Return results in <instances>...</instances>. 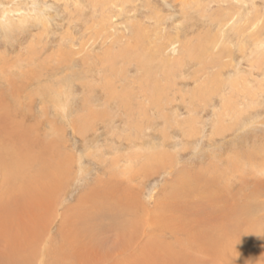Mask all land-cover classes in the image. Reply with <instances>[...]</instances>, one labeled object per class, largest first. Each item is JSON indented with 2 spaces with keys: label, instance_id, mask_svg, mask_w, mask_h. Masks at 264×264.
Wrapping results in <instances>:
<instances>
[{
  "label": "rangeland",
  "instance_id": "1",
  "mask_svg": "<svg viewBox=\"0 0 264 264\" xmlns=\"http://www.w3.org/2000/svg\"><path fill=\"white\" fill-rule=\"evenodd\" d=\"M0 70V150L29 168L20 190L0 162V264H67L83 230L129 234L131 264H264V0H0ZM93 187L131 214L73 231Z\"/></svg>",
  "mask_w": 264,
  "mask_h": 264
},
{
  "label": "bare ground",
  "instance_id": "2",
  "mask_svg": "<svg viewBox=\"0 0 264 264\" xmlns=\"http://www.w3.org/2000/svg\"><path fill=\"white\" fill-rule=\"evenodd\" d=\"M116 1V0H115ZM137 1V0H136ZM43 2V1H42ZM124 3V2H123ZM147 3V2H146ZM2 6V5H1ZM40 9V8H39ZM120 9V8H119ZM140 9V8H139ZM10 11V10H9ZM120 11V10H119ZM185 11V10H184ZM31 12V11H30ZM17 17V16H16ZM146 17H147V15H146ZM186 17V16H185ZM31 20H32V18H31ZM41 21V20H40ZM115 23V22H114ZM224 23V22H223ZM128 24V23H127ZM134 24V23H133ZM130 25V24H129ZM125 26V25H124ZM134 26V25H133ZM223 26V25H222ZM242 26V25H241ZM132 27V26H131ZM135 27H136V25H135ZM246 27V26H245ZM244 27V28H245ZM243 28V27H242ZM243 28V29H244ZM223 29V28H222ZM132 30V29H131ZM135 30V29H134ZM20 31V30H19ZM217 32V31H216ZM241 32V31H240ZM239 32V33H240ZM219 34V33H218ZM146 35V34H145ZM125 36V35H124ZM141 36V35H140ZM134 38V37H133ZM136 39H137V37H136ZM142 39V38H141ZM207 39V38H206ZM138 40V39H137ZM201 40V39H200ZM118 41V40H117ZM121 41V40H120ZM130 41V40H129ZM135 41V40H134ZM208 41V40H207ZM219 42V41H218ZM123 43V42H122ZM126 44V43H125ZM129 44V43H128ZM124 45V44H123ZM143 45V44H142ZM236 45V44H235ZM132 46V45H131ZM187 46H189V45H187ZM186 46V47H187ZM141 48V47H140ZM198 48H201V46L200 47H198ZM123 49V48H122ZM183 51V50H182ZM180 52V51H179ZM198 52V51H197ZM199 53V52H198ZM204 53V52H203ZM123 54V53H122ZM121 54V55H122ZM146 54V53H145ZM197 54V53H196ZM198 56V55H197ZM121 58V57H120ZM155 58V57H154ZM184 58V57H183ZM193 58V57H192ZM203 59V58H202ZM170 60V59H169ZM188 60V59H187ZM142 61V60H141ZM171 61V60H170ZM143 63V62H142ZM134 65V64H133ZM214 68V67H213ZM1 71V70H0ZM147 72V71H146ZM229 72V71H228ZM151 73V72H150ZM242 81H243V79H241ZM237 81V80H236ZM240 81V80H239ZM242 85V84H241ZM243 86H245V85H243ZM242 86V87H243ZM237 87H239V88H241L240 86H237ZM233 88L235 89V86H233ZM238 88V89H239ZM237 89V90H238ZM21 90V89H20ZM108 90V89H107ZM106 90V91H107ZM240 90V89H239ZM202 91V90H201ZM243 91V90H242ZM145 92V91H144ZM234 92H235V90H234ZM241 92V91H240ZM240 92H237V94L239 93L240 94ZM142 93V92H141ZM203 93V92H202ZM236 93V92H235ZM234 93V94H235ZM207 94V93H206ZM108 95V94H107ZM208 95V94H207ZM216 95V94H215ZM146 97V96H145ZM216 98V97H215ZM111 99V98H110ZM204 99V98H203ZM145 100V99H144ZM236 100V99H235ZM234 99H233V101L232 102H234L235 101ZM111 101V100H110ZM152 101V100H151ZM229 101H231V100H229ZM149 102V101H148ZM236 102V101H235ZM240 103H241V101H240ZM150 104V103H149ZM234 104V103H233ZM236 104V103H235ZM243 104H245V103H243ZM144 105V104H143ZM140 106V105H139ZM150 106V105H149ZM249 106V105H248ZM230 107V106H229ZM147 109V108H146ZM223 109L225 110L226 109V107L225 106H223ZM248 109V108H247ZM254 109V108H253ZM231 110V109H230ZM123 111V110H122ZM94 113V112H93ZM228 113V112H227ZM145 114V113H144ZM219 114V113H218ZM127 115V114H126ZM225 115V114H224ZM237 115H239V114H237ZM233 116H236V114H234ZM163 117V116H162ZM227 117V116H226ZM229 117H230V115H229ZM108 118V117H107ZM144 118V117H143ZM158 118V117H157ZM103 119V118H102ZM241 119V118H240ZM152 120L154 121V118H152ZM218 120V119H217ZM225 121V120H224ZM255 121V120H254ZM253 121V122H254ZM162 122V121H161ZM164 122H165V120H164ZM163 122V123H164ZM241 122V121H240ZM258 123V122H257ZM155 124H156V122H155ZM155 124H153V125H155ZM230 124V123H229ZM170 125V124H169ZM218 125H216V126H214V127H216V128H214V131H213V136L214 137H217V136H220V135H222V133H223V129L222 128H220L219 126L217 127ZM225 126H228V125H225ZM256 126V125H255ZM259 126H261V127H263L262 125H259ZM168 126H166V128H167ZM171 127V126H170ZM174 127V126H173ZM230 127V126H229ZM253 127V126H252ZM164 129H166L165 127H163ZM240 128V127H239ZM245 128V127H244ZM168 129H170V128H167V131H168ZM233 129V128H232ZM243 129V128H242ZM263 129V128H262ZM152 130V129H151ZM175 130V129H174ZM190 130V129H189ZM188 130V131H189ZM192 130V129H191ZM244 130V129H243ZM13 131V130H12ZM165 132H166V130H164ZM185 131V130H184ZM187 131V130H186ZM151 132H153V131H151ZM165 132H164V134H165ZM190 132V131H189ZM227 132V131H226ZM163 133V132H162ZM169 133V132H168ZM193 133V132H192ZM196 133V132H195ZM153 134V133H152ZM151 135V134H150ZM169 135V134H168ZM145 136V135H144ZM148 136H149V134H148ZM165 136H167L166 134H165ZM164 136V138L163 139H165V138H167V137H165ZM191 136V135H190ZM146 137V136H145ZM153 137V136H152ZM159 138V137H158ZM157 138V139H158ZM163 139L161 140V141H163ZM165 141V140H164ZM164 141H163V143H164ZM172 141V140H171ZM220 141V140H219ZM147 142V141H146ZM153 142V141H152ZM159 142H160V140H159ZM148 143V142H147ZM146 143V144H147ZM162 142H160V144H161ZM162 143V144H163ZM172 143V142H171ZM152 144V143H151ZM151 144H149L150 145V147H151ZM154 144V143H153ZM160 144H159V146H160ZM165 144H166V142H165ZM143 145V144H142ZM148 145V146H149ZM157 145V144H156ZM168 145V144H167ZM192 145V144H191ZM50 146H52V145H50ZM147 146V145H146ZM146 146L144 145L143 147H145L146 148ZM147 146V147H148ZM163 146H164V144H163ZM162 145H161V147H163ZM142 147V148H143ZM153 147V146H152ZM154 147H156V146H154ZM165 147H166V145H165ZM177 147V146H176ZM141 148V147H140ZM144 148V149H145ZM152 149V148H151ZM151 149H150V151H151ZM155 149V148H154ZM157 149V150H156ZM156 149L155 150H153L152 149V151H157L158 152V148L156 147ZM141 150V149H140ZM163 150V149H162ZM220 150V149H219ZM146 151V150H145ZM160 151V150H159ZM198 151V150H197ZM149 152V151H148ZM156 152V153H157ZM165 152V151H164ZM242 152V151H241ZM162 153H163V151H162ZM170 153V152H169ZM221 153V152H220ZM244 153H246V152H244ZM248 153H249V151H248ZM50 154V153H49ZM142 154V153H141ZM150 154H151V152H150ZM158 154V153H157ZM171 154V153H170ZM214 154V153H213ZM148 155H149V153H148ZM164 155V154H163ZM257 155V154H256ZM13 156H14V158H13ZM172 156V155H171ZM160 157H161V155H160ZM139 158V157H138ZM158 158V157H157ZM248 158V157H247ZM252 158V157H251ZM23 159H24V157L21 155V153H18L17 154V152H13V151H10V150H8V149H4V150H0V162H1V164H2V166H3V168H4V170L6 171V174H7V178H8V180H12V181H19L21 184V188H20V190L21 189H24L25 188V184H24V178H25V175L27 176V171L29 172V168H27V166H26V163H28L27 161H23ZM46 159V158H45ZM125 160V159H124ZM147 160H148V158H147ZM146 160V161H147ZM150 160H151V158H150ZM261 160V159H260ZM126 161V160H125ZM152 161V160H151ZM159 161V160H158ZM157 161V162H158ZM130 162V161H129ZM150 162V161H149ZM153 163H154V160L152 161ZM78 163H79V161H78ZM118 163V162H117ZM156 163V162H155ZM163 163V162H162ZM261 163V162H260ZM148 164V163H147ZM149 164H151V163H149ZM262 164V163H261ZM117 165V164H116ZM122 165V164H121ZM152 165V164H151ZM118 166V165H117ZM251 166V165H250ZM263 166V165H262ZM110 168V167H109ZM125 168V167H124ZM153 168V167H152ZM126 169V168H125ZM162 170V169H161ZM170 170V169H169ZM248 170V169H247ZM43 170H42V166L39 168V171L38 170H36V174H39L40 173V176H43V172H42ZM152 171V170H151ZM263 171V170H262ZM126 173V172H125ZM124 173V174H125ZM182 174L184 173V172H181ZM128 174V173H127ZM126 174V175H127ZM148 175V174H147ZM185 175V174H184ZM187 175V174H186ZM252 175V174H251ZM109 176H111V175H109ZM114 176V175H113ZM174 176V175H173ZM172 176V177H173ZM178 176V175H177ZM195 176H197V175H195ZM242 176V175H241ZM115 177V176H114ZM182 177H184L183 175H182ZM185 177H187V176H185ZM189 177V176H188ZM192 177H194V175L192 176ZM80 178H81V171H80ZM191 178V177H190ZM199 178H201V177H199ZM119 179V178H118ZM192 179V178H191ZM195 179V178H194ZM184 180V179H183ZM186 180V179H185ZM184 180V181H185ZM187 180H188V178H187ZM258 180V179H257ZM110 181V180H109ZM193 181V180H192ZM192 181H190V183H188V184H191V183H193ZM198 181V180H197ZM196 181V182H197ZM112 183L114 182V181H111ZM189 182V181H188ZM195 182V183H196ZM103 183V182H102ZM129 183V182H128ZM194 183V184H195ZM23 184V185H22ZM132 184V183H131ZM134 184V183H133ZM178 184V183H177ZM182 184V183H181ZM185 184L187 185V183L185 182ZM179 185V184H178ZM113 186V185H112ZM114 186H116L115 184H114ZM177 186V185H176ZM182 186V185H181ZM185 186V185H184ZM190 186H192V185H190ZM199 186V185H198ZM197 186V187H198ZM235 186V185H234ZM179 188V187H178ZM187 188V187H186ZM188 188H191V187H189V185H188ZM193 188H194V186H193ZM192 188V189H193ZM180 189H181V187H180ZM183 189V188H182ZM117 190V189H116ZM187 189H185V191H186ZM244 190V189H243ZM247 190V189H246ZM255 190H257V189H255ZM107 192L109 191V192H114L113 191V188L112 189H109V190H106ZM106 191H103V192H101V193H99V191L98 190H95V187H93V188H91L90 189V191H88L89 193H86L85 195H83L81 198H79L78 199V201L77 202H83L82 204H83V206H85V205H89V207L88 208H86V210L87 211H85L84 210V208H83V206H81V205H78L76 208L77 209H73L72 211H70V217H69V222L71 221V222H73V225H72V227H74V230L73 231H75V227L76 226H82L83 224H81L82 222H84L86 219H88V220H94L97 216H100V217H110V216H113L114 217V215H123V216H127V217H129L130 216V214H131V205H133V201L131 202V205H130V201L132 200V198L133 197H131L132 195L131 194H126V195H124L123 196V198H117V196H116V198H115V195H113V194H110L109 192H108V194L106 193ZM118 191V190H117ZM188 192V191H187ZM242 192V191H241ZM122 193V192H121ZM254 193V192H253ZM53 194V193H52ZM89 194V195H88ZM180 194V193H179ZM249 194V193H248ZM118 195V194H117ZM255 195V194H254ZM119 196V195H118ZM170 196V195H169ZM169 196H167V197H169ZM256 197V196H255ZM165 198V197H164ZM198 198V197H197ZM196 198V199H197ZM179 199V198H178ZM249 199H250V197H249ZM248 199V200H249ZM124 200V201H123ZM166 200V199H165ZM224 200V199H223ZM164 201V200H163ZM112 202H114L115 204H113ZM170 203V202H169ZM193 203V202H192ZM155 205H158V203H156ZM161 205V204H160ZM159 205V206H160ZM166 206V205H165ZM40 208V207H39ZM177 208V207H176ZM192 210H193V213H194V208H192ZM74 211V212H73ZM37 213V212H36ZM185 213V212H184ZM197 213V212H196ZM113 217H112V219H113ZM122 217V216H121ZM120 217V218H121ZM117 218V217H116ZM118 219V218H117ZM122 219V218H121ZM116 220V219H115ZM123 220V219H122ZM102 221H103V219H102ZM101 222V221H100ZM120 222V221H119ZM123 222V221H122ZM121 222V223H122ZM79 223V224H78ZM98 223V222H97ZM50 224V223H49ZM71 224V223H70ZM103 224V223H102ZM118 224V223H117ZM117 224H116V226H117ZM183 224H185V223H183ZM255 224H256V222H255ZM87 225H88V223H87ZM98 225V224H97ZM96 225V226H97ZM112 225V224H111ZM110 225V226H111ZM126 225V224H125ZM78 226V227H79ZM99 226V225H98ZM118 226H119V224H118ZM114 227V226H113ZM215 227V226H214ZM31 228V227H30ZM77 228V227H76ZM120 228V227H119ZM119 228H117V229H119ZM123 228V227H122ZM121 228V231L123 230V232L125 231V230H127L129 233H130V231H131V229H125V228H123L122 229ZM161 228V227H160ZM83 229V228H82ZM105 229V228H104ZM103 229V230H104ZM116 229V230H117ZM125 229V230H124ZM186 229H187V227H186ZM204 229V228H203ZM191 230V229H190ZM263 230V229H262ZM254 231V230H253ZM72 232V231H71ZM114 232H115V228H114ZM222 232H223V234H221L222 236H226L225 234H226V231L225 230H222ZM49 233V232H48ZM77 233V232H76ZM85 233V230H83V232H81V233H79L78 235L80 236H77V234H75V232H74V234L73 235H70V237L69 238H67V245L65 244V246H67V252H72L71 253V255H69V256H67V258H69L70 260L69 261H67V264H131L132 263V261H131V263H130V259H132L131 258V253H132V250H134V247H135V244L133 243V239L131 238V237H129V234H124L123 235V233H121L120 234V236H121V238L120 239H118V238H114V240H112V241H109V242H101V240H99V238L98 237H96L95 235H93V236H90V237H81V235H83ZM95 233V232H94ZM261 233H263V232H261ZM187 234V233H186ZM217 234V233H216ZM246 235V234H245ZM250 235V234H249ZM44 236V235H43ZM101 236V235H100ZM107 236V235H106ZM130 236H132L133 237V235H130ZM92 237H93V239H92ZM123 237H126V238H123ZM227 237H229V236H227ZM40 238V237H39ZM107 238H109V237H107ZM110 238H111V236H110ZM155 238V237H154ZM218 238V237H217ZM40 240V239H39ZM110 240V239H109ZM44 242H46L45 240H44ZM31 244H35V242L34 243H31ZM51 247V246H50ZM41 248V247H40ZM8 251H10V250H8ZM13 252V251H12ZM34 252H35V248H34V245H32V246H30V249H28V251H27V254L29 253V255L30 254H33V256H35V254H34ZM41 252H44V248L43 249H41L40 250V252H39V254L41 253ZM190 252V251H189ZM42 254H40V255H38V256H35L32 260H30V261H28V259H27V257L26 258H22V256H21V258H20V261H22L23 263L22 264H45V262H44V260L43 259H45V258H43V259H40L39 257L41 256ZM135 255V254H134ZM240 255V254H239ZM242 255V254H241ZM42 257V256H41ZM9 259V258H8ZM16 259V258H15ZM134 259V258H133ZM7 261V260H6ZM10 262H11V260H10ZM61 263V262H60ZM251 263V262H250ZM12 264V263H11ZM53 264H59V261H54V263ZM243 264V263H242Z\"/></svg>",
  "mask_w": 264,
  "mask_h": 264
}]
</instances>
